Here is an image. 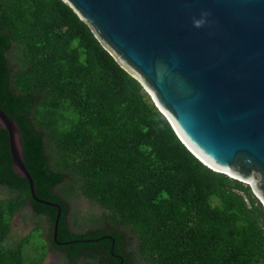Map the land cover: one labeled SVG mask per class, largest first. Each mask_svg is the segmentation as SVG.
I'll return each mask as SVG.
<instances>
[{
	"label": "trees",
	"instance_id": "16d2710c",
	"mask_svg": "<svg viewBox=\"0 0 264 264\" xmlns=\"http://www.w3.org/2000/svg\"><path fill=\"white\" fill-rule=\"evenodd\" d=\"M0 108L18 124L35 194L60 206L56 239L72 240L53 241L56 208L13 173L0 128V264H40L47 249L59 264H264V209L248 184L197 159L63 0H0ZM74 193L100 207L78 232ZM25 204L48 226L39 254L23 252L37 224L6 242Z\"/></svg>",
	"mask_w": 264,
	"mask_h": 264
},
{
	"label": "water",
	"instance_id": "95a60500",
	"mask_svg": "<svg viewBox=\"0 0 264 264\" xmlns=\"http://www.w3.org/2000/svg\"><path fill=\"white\" fill-rule=\"evenodd\" d=\"M138 81L203 164L248 184L264 209V0H63ZM10 166L25 178L17 122L0 108ZM96 239V238H94ZM87 240V239H80ZM89 240V238H88Z\"/></svg>",
	"mask_w": 264,
	"mask_h": 264
},
{
	"label": "rangeland",
	"instance_id": "374dc122",
	"mask_svg": "<svg viewBox=\"0 0 264 264\" xmlns=\"http://www.w3.org/2000/svg\"><path fill=\"white\" fill-rule=\"evenodd\" d=\"M61 185L55 190H61ZM5 192L0 188V196H4ZM68 205L67 222L69 228L73 232L85 230L93 226L94 217L99 216L100 207L79 193L68 195L66 198ZM36 227L32 228L34 225ZM32 228V229H31ZM31 229V230H30ZM30 230V231H29ZM29 231V232H28ZM28 232L29 239L23 246V252L26 254H39L47 242L48 226L43 216L34 215L28 204H25L20 210L16 211L9 222V231L6 237L8 244H13L20 236ZM135 239L132 235L128 237V247L133 246ZM43 246V247H42ZM38 247L37 251L34 250ZM43 248V249H42ZM45 251V249H44ZM60 258L54 251L46 250L42 255L40 264H59ZM131 264H143L135 259Z\"/></svg>",
	"mask_w": 264,
	"mask_h": 264
},
{
	"label": "flooded vegetation",
	"instance_id": "af4514ba",
	"mask_svg": "<svg viewBox=\"0 0 264 264\" xmlns=\"http://www.w3.org/2000/svg\"><path fill=\"white\" fill-rule=\"evenodd\" d=\"M104 236H106V235H105V234H102V235H101V237H104ZM59 241H62V240H59ZM120 262H121V260H120Z\"/></svg>",
	"mask_w": 264,
	"mask_h": 264
}]
</instances>
